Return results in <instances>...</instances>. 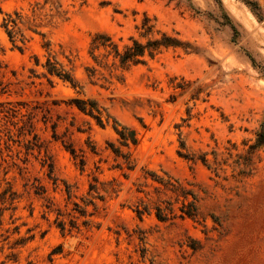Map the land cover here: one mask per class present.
<instances>
[{"label":"rangeland","instance_id":"1","mask_svg":"<svg viewBox=\"0 0 264 264\" xmlns=\"http://www.w3.org/2000/svg\"><path fill=\"white\" fill-rule=\"evenodd\" d=\"M0 81V264H264V0H0Z\"/></svg>","mask_w":264,"mask_h":264},{"label":"trees","instance_id":"2","mask_svg":"<svg viewBox=\"0 0 264 264\" xmlns=\"http://www.w3.org/2000/svg\"><path fill=\"white\" fill-rule=\"evenodd\" d=\"M250 4V3H249ZM6 28L10 36L13 34L12 30H9V25L6 24ZM155 26L151 24L149 18H145L141 27L138 28L140 31V36L142 38H146L147 41L145 44L141 43L139 40L134 37L130 38L131 44L124 46L122 49L116 44L112 37L105 34L95 35L92 39L91 43V53L93 58L98 61V57L94 55V53L98 50L106 51V57H112L114 62L119 63L122 68H128L131 66L144 65L147 62V59L153 60L163 49L167 48H177L181 46V42L179 39L175 37H171L166 33H161L160 38H149L152 34H154ZM46 69L48 75L56 76L65 82H69L74 88H76V83L73 81L72 77L64 73L63 69L56 62H52L51 59L48 60L46 64ZM6 87L3 86V83L0 81V92L5 93ZM76 107L83 113H86L97 120L98 124L103 126L101 117L96 115V105L94 103H88L85 101H74L73 102ZM121 138L124 140L125 144L128 140L125 135L121 132ZM135 144L136 141L131 139ZM115 153H119L115 151ZM141 215V212H138ZM158 218L160 220H165L162 216L161 211H158ZM59 228L64 232L65 225L63 223H59Z\"/></svg>","mask_w":264,"mask_h":264}]
</instances>
